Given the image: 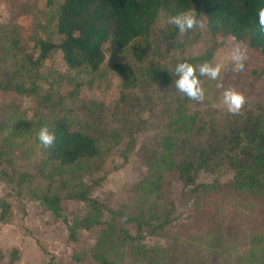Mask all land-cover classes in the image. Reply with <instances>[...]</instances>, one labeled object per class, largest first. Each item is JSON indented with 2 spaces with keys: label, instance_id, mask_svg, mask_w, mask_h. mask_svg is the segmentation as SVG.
<instances>
[{
  "label": "trees",
  "instance_id": "16d2710c",
  "mask_svg": "<svg viewBox=\"0 0 264 264\" xmlns=\"http://www.w3.org/2000/svg\"><path fill=\"white\" fill-rule=\"evenodd\" d=\"M40 1L51 14L32 39V46L28 48L17 34H4V45L0 47L4 61L0 64V92L22 99L39 97L42 107L63 104V98L57 93L49 94L51 87L42 94L34 75L44 63L51 64L53 54L59 53L70 71L95 72L103 63L106 44L118 50L128 48L135 41L145 45L159 17L168 19L191 9L197 18L203 19L204 28L213 41L217 37H230L244 45V72L248 75L264 73L248 70L251 57L264 59V36L258 30V12L264 7V0ZM3 32L0 30V39ZM214 50L215 44L186 61L197 67L209 62ZM132 56L135 61L140 60L138 52L134 51ZM111 69L123 89L139 84L142 74L136 72L131 63H114ZM50 75L52 79L57 76ZM184 100L179 97L172 102L174 118L167 129L173 136L169 134L155 148L141 145L146 171L133 185L132 206L120 212L89 196V177L101 170L107 150L106 144L99 143L87 127L58 113L48 119L39 116L37 121L29 120L24 113L9 117L6 135L0 139V182L7 189L6 197L0 198V223L11 215L7 198H13L22 213L24 202H34L65 223L69 239L74 240L79 229L102 226L87 252L73 254L77 262L117 264L125 251L140 262L175 264L170 249H148L140 244L143 227L165 233L163 226L170 223L169 212L161 210L160 179L171 171L177 174L181 192L187 194L192 218L201 229L196 243L190 242L184 250L199 247L192 252L204 258L202 261L187 259L180 264H231V260L234 264H264V119L257 120L250 128L249 141H240L246 152L237 149L224 155L221 147L187 149L184 136L188 118L182 112ZM44 125L56 134L49 148L39 142L37 134L32 136L34 129L38 133ZM176 137H180L178 147L174 144ZM28 153L36 158L29 169L21 164V158ZM215 160L226 162V169L232 171L230 181L197 182L200 171L214 172ZM63 200L82 202L84 212L72 214L67 221L61 211ZM105 212L109 214L107 220L102 219ZM227 218L229 221L225 223ZM118 219L132 225L135 232L132 234L129 228L119 226ZM237 219L247 220L250 226L240 229L239 223H229ZM244 231H247V247L236 254ZM15 251L10 252L6 264H12L17 257ZM42 264L54 263L49 259Z\"/></svg>",
  "mask_w": 264,
  "mask_h": 264
},
{
  "label": "rangeland",
  "instance_id": "374dc122",
  "mask_svg": "<svg viewBox=\"0 0 264 264\" xmlns=\"http://www.w3.org/2000/svg\"><path fill=\"white\" fill-rule=\"evenodd\" d=\"M50 14L40 0H0V30L4 31L0 47L4 45V34L9 33L11 36L17 34L29 48ZM166 21L167 18L159 17L154 22L145 45L135 41L128 48L118 50L106 44L103 63L95 72L70 71L60 54H53L51 64L44 63L34 75L38 79L36 83L40 92L43 94L51 87L49 94L57 93L63 98V104L54 108L42 107L39 97L22 99L12 93L0 92V139L6 135L7 119L19 113H24L33 121H37L39 116L48 119L57 113L63 114L87 127L99 143L106 144L107 150L101 170L89 177V196L116 212L132 206L135 199L133 185L145 174L146 164L140 151L141 145L155 148L169 134L173 136L167 126L174 118L175 105L172 102L179 97L185 99L182 112L188 118V129L184 136L187 149L221 147L224 155L237 149L245 151L240 141H249L250 128L257 120L264 119V73L248 75L244 71L238 74L233 71L230 51L235 46L244 50V45L230 37H217L213 41L204 27L181 34L175 26L167 25ZM213 44L215 50L208 63L222 65L221 76L217 80L201 77L205 99L203 102L192 101L175 87V66L201 54ZM134 51L140 54V60L133 59ZM2 58L0 52V64L4 62ZM114 63H131L135 66L136 72L142 74L139 84L134 88L123 89L111 69ZM250 69L264 72V59L251 57L248 63ZM51 73L57 75L55 79L51 78ZM229 87L235 88L246 98L239 115L228 114L221 104L222 93ZM36 134L34 129L32 136ZM179 139L176 137L174 140L176 147L180 146ZM21 159V164L28 169L36 162L32 153ZM213 164L214 172L200 171L197 182L230 181L232 171L226 169V162L215 160ZM160 186L164 206L161 210L169 212L170 223L163 226L166 234L151 231L149 226L143 227L140 244L148 249H170L175 264L192 258L202 261L204 258L192 252L199 247L184 250L190 242L196 243L201 229L192 218L187 194H182V184L177 174L171 171L163 174ZM6 193V187L0 182V198H5ZM7 201L10 202L11 215L0 223V264H6L10 252L15 250L17 257L12 264H42L49 259L54 264H84L75 261L73 254L77 251L87 252L92 247L101 225L77 230L72 240L68 237L65 223L54 218L37 203L24 202L22 213L13 198H7ZM61 211L65 219L70 221L72 214L81 215L84 212V205L75 200H63ZM108 218L109 214L105 212L102 219ZM237 220L229 223H239L240 229L250 226L247 220ZM228 221L227 218L224 222ZM119 222V226L129 228L132 234L135 232L132 225L121 220ZM246 232L242 233L236 254L247 247ZM117 264L148 263L129 257L128 252L124 251ZM231 264H234L232 260Z\"/></svg>",
  "mask_w": 264,
  "mask_h": 264
},
{
  "label": "clouds",
  "instance_id": "9594fccd",
  "mask_svg": "<svg viewBox=\"0 0 264 264\" xmlns=\"http://www.w3.org/2000/svg\"><path fill=\"white\" fill-rule=\"evenodd\" d=\"M166 23L167 25L175 26L181 34L204 27L203 21L197 19L196 12L193 9L181 11L170 16ZM258 30L264 36V7L260 8L258 12ZM107 46L109 47V44ZM230 60L235 73L238 74L245 70L246 52L239 46L231 49ZM174 72L176 75L175 87L179 92L186 95L192 101L203 102L205 92L201 86L199 77H207L211 80L219 79L222 72V65L203 62L197 67H194L191 63L179 62L175 66ZM245 103L246 98L241 92L232 87L224 89L221 104L228 114L233 116L241 114ZM37 138L45 148H49L54 144L56 134L47 125H44L39 129Z\"/></svg>",
  "mask_w": 264,
  "mask_h": 264
}]
</instances>
